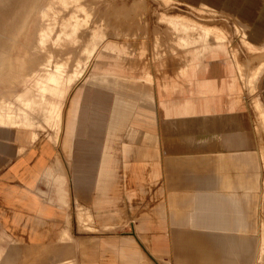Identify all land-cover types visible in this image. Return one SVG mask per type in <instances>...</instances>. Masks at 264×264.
<instances>
[{
	"label": "crops",
	"instance_id": "1",
	"mask_svg": "<svg viewBox=\"0 0 264 264\" xmlns=\"http://www.w3.org/2000/svg\"><path fill=\"white\" fill-rule=\"evenodd\" d=\"M198 49L104 43L58 131L0 124V264L25 238L51 264H264V76L249 95L241 55Z\"/></svg>",
	"mask_w": 264,
	"mask_h": 264
},
{
	"label": "rangeland",
	"instance_id": "2",
	"mask_svg": "<svg viewBox=\"0 0 264 264\" xmlns=\"http://www.w3.org/2000/svg\"><path fill=\"white\" fill-rule=\"evenodd\" d=\"M50 1L41 2L40 9L37 11L39 19L47 14ZM247 1L249 2L247 5L240 6L233 0H142L140 2L139 0H80V2L70 0L67 3L68 7L63 8L57 6L60 0H54L56 6L53 14L59 15L60 20H64L60 23L58 19L55 20L56 30L65 26L71 14H77V16L82 14L80 16L81 36L82 39H87L85 46L82 51L79 46L52 49L57 64L53 65L51 60L47 61L46 67L40 74L34 70L20 77L12 93L15 100L7 104L4 109V113L13 120L12 122L5 120V123L1 120L0 124L27 128L39 122V127L44 130L48 124L49 113L51 122L58 131L62 121L61 103L68 96L71 88L86 78L91 69H94L93 66L99 59L102 45L112 41L121 44L122 47L130 48L132 53H139L142 61L152 64L165 59L167 52L170 51L175 55H181L193 48H199V50L203 48L204 50L200 51L205 52L217 46L229 47L237 59L240 55L242 56L241 74L243 79L245 78L249 95L259 94V81L264 76V0ZM84 3L87 5L85 6ZM76 6H78L77 9ZM84 6L85 12H82ZM73 8H75L74 11ZM118 10H124L126 14L129 12L133 14L132 16L139 14L141 19L137 23L135 18H131L130 21L134 23L131 25V31H123V26L111 24L107 17L111 13H117ZM41 26L43 27L44 24L39 25L35 22L29 29L26 28L29 30L28 38L23 47L28 45L31 54H40L44 50ZM170 44H172L171 47ZM157 54H160V59H157ZM30 59L28 58V61H31ZM68 101L69 99L66 103ZM254 108L257 126L264 129V105L256 99ZM41 132L44 136L48 131ZM257 132L261 134L259 142L261 147L263 146L264 157V131ZM56 140L57 137L54 141ZM82 211H79V215ZM85 219L92 220L89 210L81 214V220ZM262 227L264 228V224ZM50 243L53 242L32 246L25 238L22 264H51L54 259L50 256L56 249L49 247ZM262 254H264V247Z\"/></svg>",
	"mask_w": 264,
	"mask_h": 264
},
{
	"label": "bare ground",
	"instance_id": "3",
	"mask_svg": "<svg viewBox=\"0 0 264 264\" xmlns=\"http://www.w3.org/2000/svg\"><path fill=\"white\" fill-rule=\"evenodd\" d=\"M42 1L43 0H0V121L2 120V121H4V123H5V120H8L9 122H12V120H13L9 115L4 113V109H5V106L7 104L14 102L15 99H14L12 93H13L14 89L16 88L15 87L16 81L20 77H23L30 72L32 73V72H34V70H36L40 74L42 69L46 67L47 61L51 60L52 61L51 63L53 65L57 64L56 60L54 58L52 49L57 50V49H61V48H69L70 46H77V47L79 46L80 51H82L84 46H85V43L87 41L86 38L82 39V36H81L80 16L82 14L78 15V16H77V14H75V15L71 14L70 20L65 22V26L63 28L56 30V28H55L56 27V25H55L56 21L55 20L58 19V23H60V21L64 22V20H60L59 15L55 16L53 14L54 7L56 6L54 4V0L50 1V6L48 7V12L44 16V18L39 19L37 11H39L40 6H41L40 4ZM69 1L70 0H60L59 4L57 6L67 8L68 7L67 3ZM77 1L80 2V0H77ZM140 1H142V0H139V2ZM233 2L240 5V6L241 5H247V3H249L247 0H233ZM75 3H77V2H75ZM85 3H84V5H85ZM76 5H78V4H76ZM73 6H75V4ZM82 6H80V7H82ZM85 6H84V9L82 12H85ZM77 7L78 6H76V9H77ZM74 9L75 8H73V11H74ZM79 9H81V8H79ZM70 10H68V11H70ZM67 13L69 14V12H67ZM75 13H77V12H75ZM80 13L81 12L79 11V14ZM132 15L133 14H129V12H128V14H126V12L124 10H118L117 13L116 12L111 13L107 17L110 19L111 24L123 26V31H127V30L131 31V25L134 24L132 21H130L131 18H135L137 23L141 19L139 14H136L135 16H132ZM83 16H82V18H83ZM77 17H79V18H77ZM141 17H142V15H141ZM84 18H85V16H84ZM40 21L44 24L43 27L41 26V35L43 37L42 46L44 47V50L41 51L42 53H40V54H31L29 51L28 45L23 47L24 42L28 38V31L29 30H26V28L29 29L31 27V25H33L35 22L38 23L39 25L42 24V23H40ZM137 26H138V24H137ZM138 27H140V26H138ZM139 29H137V30H139ZM183 33H185V32L183 31ZM82 34H83V32H82ZM110 34H112V33H110ZM133 42H134V39H133ZM88 43H90V42H88ZM144 43H146V42H144ZM169 43H170V41H169ZM134 45H135V43H134ZM171 45L172 44H170V47H171ZM178 46L180 47L179 44H178ZM137 48H138V45H137ZM180 49H181V47H180ZM202 49H200V50H202ZM198 50H196V51L198 52ZM147 52H149V51H147ZM203 53H204V51H203ZM159 55L157 54V56H158L157 59H160ZM164 56H165V54H164ZM28 58H31L30 59L31 61H28ZM154 59H155V57H154ZM62 68H63V66H62ZM82 216L85 217L84 215H82ZM66 264H69V263L66 262Z\"/></svg>",
	"mask_w": 264,
	"mask_h": 264
}]
</instances>
